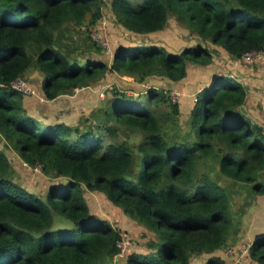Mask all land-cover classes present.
<instances>
[{
	"label": "trees",
	"instance_id": "1",
	"mask_svg": "<svg viewBox=\"0 0 264 264\" xmlns=\"http://www.w3.org/2000/svg\"><path fill=\"white\" fill-rule=\"evenodd\" d=\"M105 6L103 0H0V132L25 163L42 165L63 182L44 195L31 192L12 178L11 159L0 149V264L113 263L122 255L124 233L92 212L89 192L104 194L157 234L147 252L130 255L127 264H190L228 246L232 187L264 195V131L243 113L247 88L237 77L216 74L197 88L189 133L180 141L166 134V126L177 124L181 104L161 87L144 88L139 96L108 91L99 133L42 122L28 112L25 94L12 83L30 71L43 75L45 101L36 99L43 103L100 87L107 73L139 82L162 74L176 83L193 65L213 63V53L202 45L171 52L120 43L111 64L64 50L61 31L84 26L88 18L87 27L96 26ZM110 7L115 23L135 34L165 30L173 14L234 59L264 52V0H112ZM163 107L170 111L164 114ZM121 126L142 132V141L120 139ZM201 163L207 170L198 175ZM59 217L71 224L57 226ZM251 251L264 263V237ZM206 264L227 263L212 256Z\"/></svg>",
	"mask_w": 264,
	"mask_h": 264
},
{
	"label": "rangeland",
	"instance_id": "2",
	"mask_svg": "<svg viewBox=\"0 0 264 264\" xmlns=\"http://www.w3.org/2000/svg\"><path fill=\"white\" fill-rule=\"evenodd\" d=\"M103 1L106 4L104 16L101 18L104 23L100 22V20L96 26L88 28V18L83 24L84 26H66L60 34V41L64 50H74L73 54H76L78 58L90 55L91 57L99 58L111 64V54L106 53V49L91 37V35L94 34H101L107 37L109 42L108 48L111 47V51L120 43L129 45L131 42L136 44H152L158 46L160 49L171 52H181L184 48L194 45L207 46L213 53V63L207 66L193 65L189 70L188 76L183 81L176 83L164 78L162 74L150 77L145 82H139L137 80L133 81L132 78L127 75L107 73L101 80L99 79L102 82V84L99 85L100 87L94 86L95 88H91L87 86L80 88L77 89L73 95H63L53 101L40 103L36 100L38 96L24 95L25 106L28 112L40 121L53 124L62 123L70 126L79 125L86 129L92 128L91 130L99 133L100 130L96 125L105 119L101 116L102 109L104 112L106 108H109L107 104L108 91H110L109 93L112 95L115 93H126V95L139 96L144 88L161 87L171 91L170 101L174 102L175 97L172 96V93L175 91H184V87L187 88V86L193 84L194 82H192V80L194 79V81L197 82V87H199L202 86L203 82L207 83L216 74L230 75L236 73L243 77L245 76V79H247L250 73H252L256 77L264 78V61L262 63H254L257 62L255 57H252L253 61L251 62L232 58L229 53L221 47L211 42H205L189 28L183 26L173 14L170 15L169 24L165 30L146 35L135 34L115 23L110 7L112 0ZM262 59L264 60V52ZM244 66L252 68L253 70L246 73L245 71H248V69H244ZM198 75H201V78L198 79ZM42 79L43 75L39 72L30 76L28 79L29 81L31 80L32 89L35 90V93L39 95V97H41L43 91ZM197 87L195 88L197 89ZM102 90L105 92L104 96H102ZM98 93L100 94L98 95ZM190 96L192 97V95ZM182 110L183 112L179 116L177 124L169 122L166 126V134L176 138L177 141L187 139L186 136L189 133L188 122L192 109L189 107L190 113L186 112L187 108H182ZM162 111L164 114H167L170 109L163 107ZM119 136L120 139L130 141L137 145L142 141L144 135L140 131H134L121 126ZM0 149L6 152L11 159L13 166L12 178L23 184L31 192L44 195L52 184L63 183L58 177H55V175L45 173L42 165L31 166L25 163L21 154L12 148L11 144L8 143L6 137L1 132ZM206 170L207 166L205 163H201L198 175L203 174ZM226 180L227 179H222L221 182L224 185H230L231 181ZM239 189V186H235L232 187L231 190L237 191L236 193H238ZM241 192L242 191L236 195L237 199L239 197L241 198ZM87 197L92 212L108 220L115 227L122 230L124 239L127 241L125 252L120 256H116L113 263L110 262L105 264H127L130 255L147 252L148 240L151 237H154V239L158 238L154 231L135 223L129 216L125 215L123 210L111 203L104 194L89 192L87 193ZM56 221L57 226L71 224L63 217L57 218Z\"/></svg>",
	"mask_w": 264,
	"mask_h": 264
},
{
	"label": "crops",
	"instance_id": "3",
	"mask_svg": "<svg viewBox=\"0 0 264 264\" xmlns=\"http://www.w3.org/2000/svg\"><path fill=\"white\" fill-rule=\"evenodd\" d=\"M105 52L108 54L112 53V51L108 50H105ZM242 60L247 61L246 59ZM255 60L257 62L254 63H262L264 61L262 58ZM244 69H248V71H245L246 73L253 70L247 66H244ZM36 73H38V71H30L26 78L28 79ZM230 75L234 78L237 77L236 79L243 82L247 88V100L243 106V113L251 119L253 125H260L264 129V78L256 77L252 73H250L247 79H245V76L243 77L236 73ZM197 78H201V75H198ZM194 80H192V82H194L193 84L187 86V88L184 87V91H181L183 93L178 102L181 104L182 112V108H187L186 112L189 113V107L190 109H193L190 104L191 99L199 90L195 88L197 87V82ZM205 83L206 82H203L202 86L197 88H202L205 86ZM190 95H192V97ZM262 181L264 182V174L262 175ZM240 191H242L240 193L242 196L237 199L236 195ZM236 192L237 191L234 192V199L231 204L234 226L229 238L228 246L217 250L213 254L195 256L190 264H206L208 258L212 256H220L224 258L226 249L230 247L239 248L243 245L253 243L260 237H264V195H255L251 193L250 188L247 186H244V188L241 187L238 193ZM225 261L227 264L231 262V260L226 259Z\"/></svg>",
	"mask_w": 264,
	"mask_h": 264
},
{
	"label": "built area",
	"instance_id": "4",
	"mask_svg": "<svg viewBox=\"0 0 264 264\" xmlns=\"http://www.w3.org/2000/svg\"><path fill=\"white\" fill-rule=\"evenodd\" d=\"M101 20V19H100ZM99 20V21H100ZM100 22H103V20H101ZM91 37L96 40L98 43H100L106 50L111 51V47H109V42L106 36H102L101 34H94L91 35ZM263 56V52H254L251 54H248L247 56H245L244 58L247 61H252L253 58L255 57V59H259L262 58ZM253 57V58H252ZM30 83L29 80L27 78L24 77H20L18 78L15 82L12 83V87L21 92L24 93L25 95H34V96H38L35 93V90L32 89V86L30 87ZM102 96H104V92L102 91ZM172 96L175 97L174 102H178L180 96H182V93L175 91L172 93ZM195 96V95H194ZM36 97V98H38ZM38 99H40L41 101H45L44 97H39ZM195 102H197V98H195ZM264 131V129H263ZM39 166V165H37ZM121 248V253H124L127 247V241L126 239H123L121 242H119L118 245ZM252 243L250 244H246L243 245L239 248L236 247H230L228 249H226L225 253H224V258L226 260H231V262L229 264H264L262 262H259L257 260H254L252 258Z\"/></svg>",
	"mask_w": 264,
	"mask_h": 264
}]
</instances>
